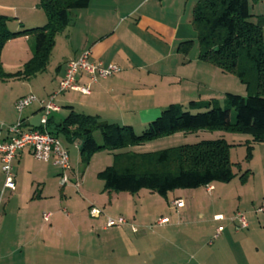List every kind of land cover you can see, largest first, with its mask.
I'll return each mask as SVG.
<instances>
[{
    "label": "crops",
    "instance_id": "obj_1",
    "mask_svg": "<svg viewBox=\"0 0 264 264\" xmlns=\"http://www.w3.org/2000/svg\"><path fill=\"white\" fill-rule=\"evenodd\" d=\"M151 1L91 0L88 8L77 11L73 22L57 36L44 73L27 80L0 79V124L7 127L21 118L30 125V121L42 113L40 104L32 105L20 116L15 112L17 100L28 94L46 100L57 92L67 64L86 51H91L93 61L114 64L121 72L97 83H90L85 74L79 75L78 83L89 84L90 93H63L62 107L51 115L54 123L63 121L72 108L78 113L96 116L101 122L132 126L138 131L144 130L170 105L185 106L186 102L211 100L216 69L199 60L192 17L187 22L176 23L170 35H162L151 29L150 24H158L154 16L148 11L140 12V5ZM136 2L138 4L134 5ZM38 3L39 0H0V15L17 21L10 23L14 32L21 31L22 26L46 24L47 19L38 9ZM128 14L139 19L134 22L131 17L126 18ZM187 41H193L194 45L183 55L178 47ZM32 56L29 38L9 41L2 52L3 69L8 74L21 71ZM36 91L38 94L34 93ZM63 108L66 115H63ZM56 115L60 117L58 121ZM32 160L35 159L29 148L19 153L13 164L16 190L11 191L4 188L0 159V264H73L71 250L75 245H71L74 242H70L69 232L62 229L72 220L64 209L66 190L56 178L58 166L37 160L35 165ZM26 174L32 177L33 187L29 194L23 188ZM210 186L213 190L206 191L208 194L216 190ZM208 199L206 203L203 201L207 205L199 206L197 198L188 202L178 196L174 201L184 202L180 209H174L171 201L167 215L157 218V223L160 219L167 222L156 223L160 229L153 236L156 242L142 235L139 237L142 242L134 243L132 234H138L133 230L138 222L136 217L124 218L126 224L116 228L105 225L101 231L109 234V245H95L93 254L83 255L89 244L80 243L83 260L79 264H168L159 256L167 250L173 256L169 264H184L190 256L194 261L190 264H264V214L258 221L249 219L254 211L256 213L257 205L252 203L254 211L245 206L243 214L249 226L238 231L231 219L240 208L234 207L228 197ZM45 214H51L48 221L44 219ZM216 216H223L224 220L218 221ZM140 226L150 228L144 221ZM220 227L223 231L216 237ZM80 238L79 242L86 237L82 234ZM209 239L213 241L207 245Z\"/></svg>",
    "mask_w": 264,
    "mask_h": 264
},
{
    "label": "trees",
    "instance_id": "obj_2",
    "mask_svg": "<svg viewBox=\"0 0 264 264\" xmlns=\"http://www.w3.org/2000/svg\"><path fill=\"white\" fill-rule=\"evenodd\" d=\"M91 0H39L37 7L46 16L43 27L14 32L15 19L0 15V79H30L47 70L56 38L73 22L77 11L88 8ZM250 1L198 0L193 8L192 27L197 33L199 60L232 73L246 86L247 96L226 94L223 105L216 100L168 106L149 123L141 134L132 126L101 122L96 116L78 113L72 108L60 123L50 117L45 128H34L79 147L82 161L99 151H119L114 163L98 174L107 192L137 194L148 190L162 197L177 190H194L214 183H230L234 177L230 161L233 147L224 139L205 140L139 154L132 146L177 133L228 131L248 135L252 143H264V16L250 12ZM255 19V20H254ZM27 37L33 44V56L21 71L8 74L3 69L2 52L9 41ZM194 42H183L178 52L187 55ZM235 111V117L232 115ZM103 144L99 145L95 133ZM249 144L247 158H252Z\"/></svg>",
    "mask_w": 264,
    "mask_h": 264
},
{
    "label": "rangeland",
    "instance_id": "obj_3",
    "mask_svg": "<svg viewBox=\"0 0 264 264\" xmlns=\"http://www.w3.org/2000/svg\"><path fill=\"white\" fill-rule=\"evenodd\" d=\"M196 1L197 0H152L149 3H146L147 1L144 2V4H141L139 8H142L140 12L148 11V13L154 16V21L158 22V24H150L152 30L156 32L159 31L162 35H170L175 28L176 23H184L191 19L192 10ZM137 4L138 3L136 2L134 5ZM40 11L42 12V10ZM250 12L255 16H264V0L256 2L250 1ZM43 15L45 16L44 13ZM129 17H131V20L134 22L139 19L138 16H132V14H128L126 18ZM13 22L17 21L14 20L12 23ZM160 24H162L160 27L157 26ZM44 25L45 23L39 25L32 24L24 27L25 29H34L43 27ZM11 29L13 30L14 28L12 27ZM214 68L216 69V72L213 79L214 82L211 87V90L213 91L211 100L219 101L223 105L227 93L243 97L247 96L246 86L240 82L236 75L224 72L216 67ZM34 93L38 94L37 91ZM42 93L44 94L45 92L42 91ZM65 94H60L56 98L55 103L59 107H62L60 101ZM186 103L185 107L188 106ZM62 110L64 115L66 110L64 108ZM232 115L235 117V111H232ZM55 118L57 121L60 119L57 115ZM142 131L143 130H138L136 132L137 134H141ZM95 139L99 145L103 144V139L99 132L95 133ZM218 139H224L228 142V144L233 146L230 149V161L234 165V179L230 183H214L213 186L216 190L212 194H208L206 192V187H201L194 190H177V194L174 193L175 191L170 192L167 195V198L156 193H151L148 190H142L137 194L125 192L110 193L105 191L104 182L98 177V174L114 163V154L119 151H99L90 158L89 164H85L82 161L78 145L69 144L64 140H61L65 148L68 150L71 167V170L66 173L69 181L64 184L63 187H65L66 190V192L64 191L66 195L64 197H66L65 200L67 202L64 209L72 220V223L69 225L64 224L62 229L69 232L71 238L70 242H74V244L71 245H75L72 246L71 250L72 263L79 264L80 260H83V255H85V253L93 254L95 252V245H109L107 240L109 234L105 235L101 231V228L107 225L109 219L118 220L120 217L125 219L130 218L129 216L134 218L136 217L138 222H135L133 230L134 232H138V234H132L134 243L136 245L141 243L142 241L139 239L142 235H147L149 238L151 237L152 242H156V240L153 239V236L160 231L156 225L157 218L162 215H167L169 203L171 201L173 202L178 196L188 199V202L193 198H197L199 206L207 205L205 203L211 196L224 198L228 197L229 200L234 203V207L240 208V213H245L246 205L254 211L252 203H255L257 208L260 207L259 204L261 205L264 202V143L253 144L252 138L248 135L222 130H205L192 134L177 133L168 137L147 142L143 145L132 146L128 149V151L139 154H151L185 144H195L200 141ZM249 144L253 147L251 159L247 158ZM33 164L37 165L35 160L33 161ZM56 171L58 173V176L56 174V178L60 181V183H62L63 170L60 167H57ZM13 172L15 176V171ZM32 187V177L29 174L24 175L23 188L25 193H31ZM19 192L18 187L17 193ZM7 197L8 193L5 195V198ZM203 201L205 202L204 204ZM240 202L241 204H239ZM193 204L196 205V203ZM2 207H4V205H2ZM93 210H96L97 213L92 212ZM172 214L174 215L175 212L172 211ZM263 214L264 213L257 214L254 211V215L249 216V219L253 218L255 221H258V219H262L261 216H263ZM234 216L235 215H233L232 218ZM143 221L150 227L148 228L149 230L140 226L143 225ZM118 226L122 225H116L112 228H116ZM82 234H84L86 238H82L83 240L79 242L81 239L80 235ZM89 237L91 240H89ZM212 241L213 239H209L207 241V245ZM80 243L82 245L83 243L89 244L88 250H83V255L80 253ZM156 246L159 249L158 243ZM167 251V253H159V256L161 261H166L169 264L173 256L171 257L172 252L169 250ZM190 263H194V261L192 262L191 256L185 260L184 264ZM171 264L176 263L173 262Z\"/></svg>",
    "mask_w": 264,
    "mask_h": 264
},
{
    "label": "built area",
    "instance_id": "obj_4",
    "mask_svg": "<svg viewBox=\"0 0 264 264\" xmlns=\"http://www.w3.org/2000/svg\"><path fill=\"white\" fill-rule=\"evenodd\" d=\"M121 72V69L114 65H104L102 62L92 60L91 51L84 52L78 59L70 61L66 66L65 75L60 82L57 92L50 95L46 100H40L34 94H28L21 97L15 103V110L21 116L26 109L34 104H40L42 113L40 114V126L45 128L52 113L60 110L55 103L56 98L65 92L73 91L82 94L90 93V85H80L77 78L81 74H85L90 79V83H97L99 80H105ZM29 148L33 158L39 162L53 163L63 170L62 184H66L69 180L66 175L67 171L71 170L70 158L68 150L63 145L61 139L50 134L46 130L41 132L35 130L28 122L21 118L13 125L4 127L0 124V159L2 162V173L4 177V188L15 191L16 183L14 176L13 164L19 153ZM79 187V186H78ZM207 191L213 190L212 186H207ZM171 206L174 209L184 207L182 200H175ZM92 212H96L93 210ZM256 213H264V202L256 209ZM51 214H45L44 219L49 220ZM216 220H224L223 216H216ZM235 224L236 230H244L249 224L243 213H236L231 219ZM167 220L160 219L158 225H162ZM126 224L124 218L118 220L109 219L107 227ZM223 231V228H218L216 237Z\"/></svg>",
    "mask_w": 264,
    "mask_h": 264
},
{
    "label": "water",
    "instance_id": "obj_5",
    "mask_svg": "<svg viewBox=\"0 0 264 264\" xmlns=\"http://www.w3.org/2000/svg\"><path fill=\"white\" fill-rule=\"evenodd\" d=\"M30 125L34 128H38L40 126V116H36L34 119L30 121Z\"/></svg>",
    "mask_w": 264,
    "mask_h": 264
}]
</instances>
